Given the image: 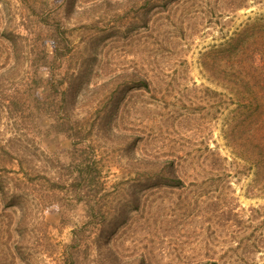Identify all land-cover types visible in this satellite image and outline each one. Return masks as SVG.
I'll list each match as a JSON object with an SVG mask.
<instances>
[{
	"label": "rangeland",
	"instance_id": "1",
	"mask_svg": "<svg viewBox=\"0 0 264 264\" xmlns=\"http://www.w3.org/2000/svg\"><path fill=\"white\" fill-rule=\"evenodd\" d=\"M235 1L0 0V106L11 107L0 111V264H71L76 252L77 264H264V181L229 147L239 108L206 72L214 59L225 66L228 53L241 54L229 43L247 28L259 24L247 42L264 31V0H238L232 11ZM44 57L56 59L50 100L51 109L65 106L60 117L66 103L85 124L118 108L93 139L106 165L105 199L123 216L111 238L104 225L97 244L85 205L47 183L74 155L51 128L58 114L48 118L37 103L50 94ZM138 71L150 88L125 91V75ZM136 149L158 167L175 162L183 185L136 182ZM21 164L46 179L27 181Z\"/></svg>",
	"mask_w": 264,
	"mask_h": 264
},
{
	"label": "trees",
	"instance_id": "2",
	"mask_svg": "<svg viewBox=\"0 0 264 264\" xmlns=\"http://www.w3.org/2000/svg\"><path fill=\"white\" fill-rule=\"evenodd\" d=\"M177 1V0H173ZM241 1L236 0L231 3L232 8L230 10L235 11V9L241 8L243 3H238ZM259 24L247 28L242 35L233 38L229 43L230 48L233 50L238 47V54L236 57L228 53L224 59L226 65H220L217 59H214L212 64L206 69L210 78L219 85L225 87L229 92L228 96H231L232 101L238 106V114H236V119L234 123L228 128L226 134V140L229 147L233 150V153L237 158H241L251 164L252 167H258L259 175L264 181V31H259L252 33L253 37H256L252 41H246L245 35L249 33ZM261 29L264 28V24L260 26ZM14 42V41H13ZM63 43V47L59 49L61 56H65L66 52V42L61 41L59 44ZM258 47L256 52L248 50L249 48ZM233 52V51H230ZM261 52V53H260ZM59 58V54H57ZM45 65L50 66L51 79L49 80L50 94L45 98V100L39 99V108L45 110L44 114L49 116L48 118L53 119L52 112L58 114L54 118V122L51 128L60 135L66 136L71 141V146L73 149V158L69 167L65 169L66 173L63 174L59 172L56 177H49L47 183L51 184L52 189H66L70 192L79 204H84L86 208V213L89 221L87 222V227L92 233L95 231V241L96 244L101 240L104 235L103 228L104 225L111 224V230L107 232V236L111 238L119 227V219L122 218L121 215L118 219L115 217V209L109 206L105 197L106 195V182H105V161L99 157L100 150L96 141L93 137L94 128L96 124L98 126V133L106 132L107 128H110V121L112 116L116 113L118 109L115 103L107 107L103 119L101 121H93L91 123L78 122L72 120L69 114V107L64 99L63 104L66 103L67 113L65 117L61 116V109L63 106L53 108L55 105L54 101L50 100L55 95L56 90L59 86L55 84V72L52 71L55 67L56 59L52 64L48 63L47 57L43 58ZM55 70V69H54ZM148 75L141 73L140 71L132 73L130 75H125L124 87L125 91L127 89L136 88H150ZM73 87L70 88L72 90ZM218 95L220 98V93ZM224 96V95H223ZM54 98V97H53ZM222 100V98H221ZM65 107V106H64ZM11 107L0 106L1 113H9ZM66 108L64 109L66 112ZM52 110V111H51ZM240 110L243 112L240 113ZM258 110L259 120L256 124L257 129L249 137H245V132L251 129L256 122L254 120V114ZM12 113V111H10ZM251 114L250 118H246L244 115ZM84 124V125H83ZM252 130V129H251ZM136 142V141H135ZM133 145V149L135 146ZM132 146V145H131ZM257 152H256V151ZM138 149L135 150L133 156V163L129 166V173L134 174L136 182L148 183L150 180H162L163 184L167 186L176 187L183 185L184 181L182 176H179L178 170L175 167V162H170L169 166L158 167L153 164L150 160L144 156L138 155ZM102 152V151H101ZM22 161H26V155L21 156ZM56 165V164H55ZM52 165L53 169H59L56 165ZM21 170L27 181L39 179L44 174H48L45 171H41L40 167L36 169L35 167L31 169H25L21 164ZM51 169V168H50ZM15 198V195H13ZM12 198V199H13ZM14 201V199H13ZM133 206L131 205L130 208ZM86 227V228H87ZM76 253H71L70 263L77 264L78 258H76ZM141 264H145L144 259H141ZM196 264V263H192ZM197 264H216L215 261L197 263Z\"/></svg>",
	"mask_w": 264,
	"mask_h": 264
}]
</instances>
